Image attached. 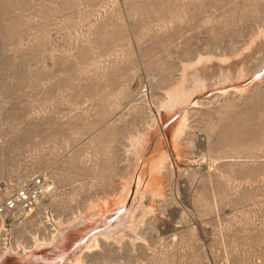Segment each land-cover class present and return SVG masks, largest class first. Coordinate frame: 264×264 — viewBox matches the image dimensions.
I'll return each mask as SVG.
<instances>
[{
	"label": "rangeland",
	"instance_id": "rangeland-1",
	"mask_svg": "<svg viewBox=\"0 0 264 264\" xmlns=\"http://www.w3.org/2000/svg\"><path fill=\"white\" fill-rule=\"evenodd\" d=\"M35 175L0 255L75 228L0 264H71L124 213L84 264H264V0H0V201Z\"/></svg>",
	"mask_w": 264,
	"mask_h": 264
},
{
	"label": "bare ground",
	"instance_id": "bare-ground-1",
	"mask_svg": "<svg viewBox=\"0 0 264 264\" xmlns=\"http://www.w3.org/2000/svg\"><path fill=\"white\" fill-rule=\"evenodd\" d=\"M247 70V69H246ZM245 70V71H246ZM179 127H178V130H177V132H178V134H181L182 132H183V130H184V128H185V126H186V118H185V116H182V118L179 120ZM141 183H142V177H141V175L139 176H137L136 177V179H135V187H136V192H139V190H140V186H141ZM53 189V186H52V184H50L49 183V189H48V191H47V193L49 192V191H51ZM127 190H126V192H125V195H124V199H115V200H113V201H109V202H106V203H102V204H98V205H95V203H91L88 207V211L86 210V212L84 213V215H83V213H82V215H80V219L81 220H79V222L80 223H88V222H92L94 219H95V222H93V223H98L99 221H98V219H97V217H101V216H105V213L106 212H108L107 210L108 209H110V208H112V209H114V208H118V207H120V205L121 204H123L124 203V201H125V199H126V197L128 196V193H129V190H130V188L129 187H127L126 188ZM46 193V194H47ZM45 194V195H46ZM42 198V197H41ZM38 199L37 200V204H38V206H44V210L47 212V210H46V208H47V206L42 202V200L44 199V198H46V196H44L42 199ZM115 212H117V211H115ZM107 214V213H106ZM131 217V216H130ZM46 221L45 220H40V224L41 223H44V222H51L54 226H55V229H54V232L51 234V236H50V238L48 239V240H46V239H41L40 237H38V235L37 234H35V235H33V244L30 246V248H27L24 244H21L19 241L16 243V246L15 247H13L12 245H10L9 243H7V246L5 247V249H4V251L2 252V254L0 255V258L2 257V256H5V255H7V254H9V253H12V252H14V253H17L19 250H21L23 253L24 252H27V250H29V249H40V248H42V247H44V246H49V245H52L53 246V244H55V242H57V241H59V243L62 241V239L68 234V233H70V232H68V231H66L67 230V228L69 227V228H71V229H73V228H75V227H70V226H75L74 224V222H72V225H70V226H66V225H64L60 220H56V219H54L53 217H52V215H50V214H46ZM102 218V217H101ZM76 222V221H75ZM78 222V223H79ZM130 222V218H129V213H124L120 218H118L116 221H115V224L113 225V226H111V227H109L110 225V223L108 224H105V226L103 225V226H101L100 228L99 227H94L96 230H95V232H92L91 231V233H89L90 235L87 237V239H86V243H84V245H83V247L82 248H80L81 250H79L77 253H76V255L73 257V262L71 263V264H84V259H83V251L84 250H93V249H95V248H97L98 247V245H99V237L98 236H100V235H104L105 237H117L120 233H121V231H123V230H125V228L128 226H126V224L127 223H129ZM74 223V224H73ZM77 223V222H76ZM79 223V224H80ZM101 223V222H100ZM100 223H99V225H100ZM114 223V222H113ZM79 224H76L77 226H79ZM89 224V223H88ZM90 224H92V223H90ZM89 224V226L88 227H91V226H93V224L92 225H90ZM130 224V223H129ZM84 226H85V224H84ZM83 226V227H84ZM96 226H98V225H96ZM86 227V226H85ZM93 228V229H94ZM102 228H104V230H102L101 232H99V233H96V231H98L99 229H102ZM78 229V228H77ZM76 229V230H77ZM80 229V228H79ZM81 229H83V228H81ZM84 230V229H83ZM89 230H91V229H89ZM5 231H7V228L5 227V225L4 224H2V226H1V228H0V233H3V232H5ZM68 232V233H67ZM81 232V231H80ZM83 233V232H82ZM86 233V232H85ZM88 233V232H87ZM71 234V233H70ZM69 234V236H71ZM74 234V233H73ZM117 235V236H116ZM68 236V235H67ZM68 236V237H69ZM80 237V236H79ZM67 238V237H66ZM7 238H5V240H6ZM83 239V238H82ZM64 240V239H63ZM69 240V239H68ZM80 240H81V238H80ZM67 241V240H66ZM76 241H78L77 239H76ZM63 242V241H62ZM61 242V243H62ZM68 242V241H67ZM59 243L57 244V245H59ZM60 243V244H61ZM64 243V242H63ZM76 243V242H75ZM77 243H79V242H77ZM66 244V243H65ZM64 244H62V246H63ZM61 246V245H60ZM60 246H58L59 248H60ZM54 247V246H53ZM62 249V248H61ZM55 252V251H54ZM59 253V252H58ZM65 253V252H64ZM60 254V253H59ZM63 254V253H62ZM45 255V254H44ZM71 259H72V257H71ZM70 263V262H69Z\"/></svg>",
	"mask_w": 264,
	"mask_h": 264
},
{
	"label": "built area",
	"instance_id": "built-area-1",
	"mask_svg": "<svg viewBox=\"0 0 264 264\" xmlns=\"http://www.w3.org/2000/svg\"><path fill=\"white\" fill-rule=\"evenodd\" d=\"M49 189V181L42 175H35L13 190L0 201V221L28 217L34 214L37 200Z\"/></svg>",
	"mask_w": 264,
	"mask_h": 264
}]
</instances>
